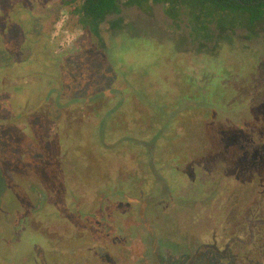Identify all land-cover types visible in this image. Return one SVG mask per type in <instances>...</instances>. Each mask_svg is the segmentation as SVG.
Masks as SVG:
<instances>
[{
	"label": "rangeland",
	"instance_id": "obj_1",
	"mask_svg": "<svg viewBox=\"0 0 264 264\" xmlns=\"http://www.w3.org/2000/svg\"><path fill=\"white\" fill-rule=\"evenodd\" d=\"M62 1L0 0V264H207L250 239L264 33L199 49L160 6L123 8L101 45Z\"/></svg>",
	"mask_w": 264,
	"mask_h": 264
},
{
	"label": "trees",
	"instance_id": "obj_2",
	"mask_svg": "<svg viewBox=\"0 0 264 264\" xmlns=\"http://www.w3.org/2000/svg\"><path fill=\"white\" fill-rule=\"evenodd\" d=\"M63 5L71 15V23L90 32L101 45L103 44L100 37L101 24L106 22L108 17L114 16L112 20L108 21L109 28L111 30L121 29L124 23L123 8H137L143 14L152 16L154 7L160 6L173 27L185 28L187 30L185 40L195 43L199 49L206 48L209 43L216 44L228 40V37L233 36L237 30L245 32L242 35L243 40L256 39L261 33H264V0H63ZM1 29L4 28L1 27ZM218 95L226 100L223 90ZM249 121L260 129L264 127V115L256 118L250 114ZM235 126L236 128L233 130L241 132L238 125L231 124V127ZM244 126L246 128L247 125ZM240 178L241 180L236 183L234 199L240 197L241 190L249 186V183L253 182L254 184V181L245 174ZM255 189H257L256 186H252L254 192ZM262 192L264 196V185ZM255 193H258V190ZM210 196L216 198L214 192H211ZM197 201L208 204L202 195ZM250 220H252L249 221L250 239L236 241L230 240V238L224 244L221 235L216 234L217 238L220 237L221 244L224 245L221 247L217 245L215 249L211 250L209 258L206 259L207 264H264V261L258 258L261 256L264 246V243L259 242L264 236V219L261 220L260 225H255L256 222H253V218ZM240 224L239 221L235 223L237 226ZM215 225L218 228L221 227L219 224ZM236 232L235 229H232L228 234H236ZM225 248L226 250H224Z\"/></svg>",
	"mask_w": 264,
	"mask_h": 264
},
{
	"label": "built area",
	"instance_id": "obj_3",
	"mask_svg": "<svg viewBox=\"0 0 264 264\" xmlns=\"http://www.w3.org/2000/svg\"><path fill=\"white\" fill-rule=\"evenodd\" d=\"M62 21H64V18H62L61 20H60V22L58 23V27L60 28L61 27V22Z\"/></svg>",
	"mask_w": 264,
	"mask_h": 264
}]
</instances>
